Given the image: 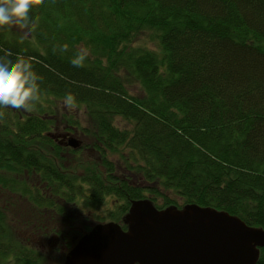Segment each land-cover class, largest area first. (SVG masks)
Returning a JSON list of instances; mask_svg holds the SVG:
<instances>
[{"label": "trees", "instance_id": "obj_1", "mask_svg": "<svg viewBox=\"0 0 264 264\" xmlns=\"http://www.w3.org/2000/svg\"><path fill=\"white\" fill-rule=\"evenodd\" d=\"M30 16L35 31L0 27L42 77L31 111L0 106V264H50L47 238L63 264L140 200L264 230V0H42Z\"/></svg>", "mask_w": 264, "mask_h": 264}, {"label": "water", "instance_id": "obj_2", "mask_svg": "<svg viewBox=\"0 0 264 264\" xmlns=\"http://www.w3.org/2000/svg\"><path fill=\"white\" fill-rule=\"evenodd\" d=\"M77 149L71 137L65 144ZM116 223L96 224L67 253L63 264H255L264 230L223 211L197 205L156 209L133 201Z\"/></svg>", "mask_w": 264, "mask_h": 264}, {"label": "clouds", "instance_id": "obj_3", "mask_svg": "<svg viewBox=\"0 0 264 264\" xmlns=\"http://www.w3.org/2000/svg\"><path fill=\"white\" fill-rule=\"evenodd\" d=\"M42 0H0V27L15 26L27 32L35 31L39 17L32 18L30 12L33 5H40ZM27 32L25 33L27 35ZM60 50L67 51L68 45L60 46ZM55 52V49H53ZM0 106L11 107L15 110L29 112L40 99V82L42 77L33 67V58L16 55L10 49L0 48ZM89 55L87 49L78 50L71 60L73 67H83ZM68 100L73 97L69 95ZM0 113V119H3Z\"/></svg>", "mask_w": 264, "mask_h": 264}, {"label": "rangeland", "instance_id": "obj_4", "mask_svg": "<svg viewBox=\"0 0 264 264\" xmlns=\"http://www.w3.org/2000/svg\"><path fill=\"white\" fill-rule=\"evenodd\" d=\"M144 44H146L150 49H154L155 50V48H156L154 45L146 43V40H145L144 36L138 37L133 45H144ZM132 89L136 90L134 87ZM131 92L135 93L132 90H131ZM56 104H57V106H59V109L62 111V113H65V114L66 113H73V116H75V115L81 116V114H82V109L81 108L79 109V107H76V105L73 104L72 102L59 101V102H56ZM79 119L81 120V122H80L81 125L82 126L85 125L84 118H82V119L79 118ZM57 125L59 127V124H57ZM60 128L61 127L57 128L58 129L57 133L60 132L59 131ZM163 194H167L170 197L174 196V195H171V193L163 192ZM172 198H174V197H172ZM178 202H180V200H178ZM159 203L162 204L161 199H159ZM106 211H104V212L100 211V212H101L102 215H104V213ZM92 217H94V218L98 217L99 218L100 215H93ZM97 219H95V220H97ZM40 241H41L40 242L41 249L43 250V252L45 253L46 256L50 257L49 263L50 264H57L58 261L60 260V257H61V252L58 251L59 247H57V243L58 242L56 240L52 239V238H47V239H43V240L41 239Z\"/></svg>", "mask_w": 264, "mask_h": 264}, {"label": "flooded vegetation", "instance_id": "obj_5", "mask_svg": "<svg viewBox=\"0 0 264 264\" xmlns=\"http://www.w3.org/2000/svg\"><path fill=\"white\" fill-rule=\"evenodd\" d=\"M54 240H56V239H54ZM57 241V240H56Z\"/></svg>", "mask_w": 264, "mask_h": 264}]
</instances>
